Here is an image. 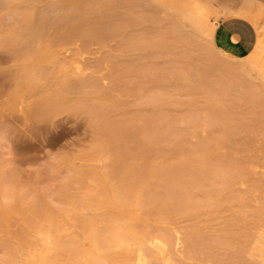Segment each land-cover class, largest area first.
I'll list each match as a JSON object with an SVG mask.
<instances>
[{
	"label": "rangeland",
	"instance_id": "374dc122",
	"mask_svg": "<svg viewBox=\"0 0 264 264\" xmlns=\"http://www.w3.org/2000/svg\"><path fill=\"white\" fill-rule=\"evenodd\" d=\"M138 1L0 0V264H37L38 257L50 258L51 264H64L69 259L63 254L65 250L68 254L69 248L76 250L72 251L76 261L70 260L74 264H264L249 256L253 241L264 232V138H260L264 134V101L257 91L264 89L263 76L250 66L240 69L235 55L229 56L228 61L214 53L199 36L197 25L187 17L193 13L197 20L205 21L198 11L209 13L210 3L237 6L245 0ZM253 1L255 10L264 9V0ZM54 2L56 9L51 5ZM58 2L62 7L67 3L69 9L62 10ZM136 3H140L139 7ZM138 15L142 16L137 18ZM213 16L216 26L239 20L222 21ZM42 17L45 22H41ZM252 27L254 47L257 32ZM147 31L152 34L148 36ZM94 32L99 35L94 36ZM186 36L189 40H185ZM234 49L237 55L248 53L237 41ZM216 59L220 60L219 65H225L218 66ZM261 65L264 69V62ZM224 75L229 78L224 79ZM213 81L217 82L215 86ZM209 82L213 83L212 88ZM167 85H171L169 89ZM256 105L262 109L256 110ZM243 127L247 129L245 133ZM148 136L159 146L148 147ZM248 137L250 140H246ZM146 143L147 148L142 147ZM243 146L249 147L247 151ZM144 149L147 152L143 153ZM159 153H163L162 157ZM164 155L179 166L174 160L169 166L172 160L169 162L167 157L161 161ZM206 155L209 159H205ZM199 158L202 160L197 161ZM185 160L186 165H182ZM151 161L168 166L160 165L161 172ZM149 165L151 168H146ZM164 168L171 169L172 176L177 177L170 174L169 178V170L165 173ZM193 170H200L203 176L197 179ZM243 170L249 172V178L244 175L247 180L241 175ZM190 176L193 181L188 183ZM162 179L163 183H171L162 185ZM173 179L176 183H172ZM109 183L121 187L120 191ZM115 192L119 198L113 195ZM119 200L127 208L120 206ZM88 204L95 206L88 208ZM113 220L119 223L116 225ZM113 228L126 240H121L126 243L124 247L120 239L118 243L111 237L115 234L110 235ZM41 231L42 238L41 233H36ZM245 236L248 243L243 241ZM85 240L99 246L84 247ZM141 240L146 243L139 246L143 244ZM242 243L248 244L249 250ZM26 246L29 249L24 258ZM54 246L65 250L59 254Z\"/></svg>",
	"mask_w": 264,
	"mask_h": 264
},
{
	"label": "bare ground",
	"instance_id": "6f19581e",
	"mask_svg": "<svg viewBox=\"0 0 264 264\" xmlns=\"http://www.w3.org/2000/svg\"><path fill=\"white\" fill-rule=\"evenodd\" d=\"M63 1H64V0H63ZM96 1H97V0H96ZM137 1H138V0H137ZM140 1H141V0H140ZM142 1H143V0H142ZM142 1H141V2H142ZM145 1H146V0H144V2H145ZM148 1H149V0H148ZM150 1H151V0H150ZM209 1H211V0H209ZM61 2H62V1H61ZM65 2H66V1H65ZM100 2H101V1H99V4H100ZM124 2H125V1H124ZM138 2H139V1H138ZM141 2H140V3H141ZM180 2H181V1H180ZM180 2H179V3H180ZM228 2H229V1H228ZM55 3H57V2H54V3L51 4V5H54ZM58 3H59V5H60V4H62L63 2H62V3L58 2ZM77 3H78V2H77ZM125 3H126V2H125ZM140 3H136V5H137V4H140ZM149 3H151V2H149ZM153 3H154V2H153ZM159 3H160V1L157 2V5H159ZM179 3H178V4H179ZM209 3H210V2H209ZM55 5H56V4H55ZM55 5H54V9H56ZM122 5H123V3H122ZM129 5H130V4H128V6H129ZM143 5H145V4H142V3H141V6H143ZM149 5H150V4H149ZM149 5H148V6H149ZM60 6H61V5H60ZM64 6H65V5H64ZM64 6H63V7L61 6V7H62V10H63V8H67V9H69V7H67V3H66V7H64ZM114 6H115V5H114ZM162 6H163V5H162ZM168 6L171 7L170 5H168ZM174 6H175V5H174ZM210 6L212 7V11H210L209 13H208L207 11H202V10H201V11H198V12L201 13V15L206 19L205 21H199V20H197L196 16H195L193 13L187 15L188 19H189L194 25H197V29H198L199 32H200V33H199V36H202V37L205 39V42L207 41V43L209 44V47H210L211 49H213L214 53H216V52H217V54L219 53L220 55H222V56H221L222 58L224 57V59H225V57H226L227 59H225V60L230 59L229 56L235 55V58L240 62V63H239V65H240L239 68H240V69L248 68V67L250 66L249 69L257 70V71L260 73L259 75H260V76H261V75L263 76V80H264V69L262 68V65H261V63L264 62V9H263V8H258L257 10H255V7H254V1H253V0H245V1H243L242 3L238 4L237 6L234 5L233 3L231 4V3H223V2H222V3H218V4H216V5L210 3ZM79 7H80V6H79ZM124 7H125V6H124ZM137 7H139V5H137ZM144 7H146V5H145ZM166 7H167V6H166ZM166 7H165V8H166ZM169 7H168V8H169ZM84 8H85V7H83V9H84ZM147 8H148V7H146V9H147ZM155 8H157V7H155ZM172 8H174V7L172 6ZM9 9H10V8H9ZM50 9H51V8H50ZM75 9H80V8H75ZM75 9H74V10H75ZM83 9H82V10H83ZM86 9H87V8H86ZM176 9H178V7H177ZM89 10H90V9H89ZM150 10H151V9H150ZM154 10H155V9H154ZM156 10H158V9H156ZM51 11H53V10H51ZM64 11H65V10H64ZM76 11H77V10H76ZM80 11H81V10H80ZM80 11H79V12H80ZM85 11H87V10H85ZM91 11H93V10L91 9ZM10 12H11V11H10ZM67 12H69V11H67ZM94 12H95V11H94ZM141 12H143V11H141ZM149 12H151V11H149ZM7 13H9V12H7ZM59 13H60V12H59ZM65 13H66V11H65ZM145 13H147V12H145ZM68 14H71V13L69 12V13H67V15H68ZM85 14H86V12H85ZM140 14H142V13H140ZM175 14H177V12H176ZM9 15H10V14H8L7 16H9ZM11 15H12V13H11ZM213 15L218 16L219 18L222 19V21H223V20L225 21V20H229V19H235V18H238V19H243V20H246V21L250 22L251 25L254 26V28L256 29V32H257V41H256L255 46L252 48V50L249 51L245 56L237 55V54H236V51H235L236 49H234V48H235V45H236V41H235V39L227 34V31L225 30V28L222 27V25L216 26V25L214 24L215 19H214V20L212 19V18L214 17ZM24 16H25V15H24ZM48 16H49V15H48ZM139 16H142V15H138L137 18H138ZM44 17H47V16H44ZM50 17H51V16H50ZM50 17H47V18L50 19ZM58 17H59V14H58ZM63 17H64V16L62 15L61 18H63ZM67 17H69V15H68ZM84 17H85V16H84ZM218 17H217V18H218ZM22 18H23V17H22ZM47 18H46V19H47ZM51 18L53 19V17H51ZM56 18H57V17H56ZM69 18H70V17H69ZM74 18H75V17H74ZM137 18H136V19H137ZM215 18H216V17H215ZM46 19H45V20H46ZM48 19H47V20H48ZM59 19H60V18H59ZM174 19H177V18H176V15H175V18H174ZM24 20H26V19H24ZM60 20H62V19H60ZM86 20H87V19H86ZM132 20H133V19H132ZM141 20H142V19H139V21H141ZM145 20H146V19H145ZM177 20H178V19H177ZM42 21H44V20H43V17H42L41 22H42ZM57 21L59 22V20H57ZM62 21H63V20H62ZM65 21H66V20H65ZM88 21L90 22L91 20H88ZM92 21H93V19H92ZM94 21H95V20H94ZM98 21H99V20H98ZM128 21H130V20H128ZM128 21H127V22H128ZM134 21H135V20H134ZM134 21H133V22H134ZM26 22H27V21H26ZM31 22H32V21H31ZM44 22H45V21H44ZM44 22H43V23H44ZM47 22H48V21H47ZM47 22H46V23H47ZM101 22H102V20H101ZM105 22H106V21H105ZM135 22H136V21H135ZM177 22H178V21H177ZM24 23H25V21H24ZM87 23H88V22H87ZM99 23H100V22H99ZM136 23H137V22H136ZM178 23H179V22H178ZM178 23H177V25H178ZM29 24H30V23H29ZM85 24H86V23H85ZM92 24H93V23H92ZM133 24H134V23H133ZM23 25H24V24H23ZM26 25H28V24H26ZM44 25H46V24H44ZM44 25H43V26H44ZM47 25H48V23H47ZM50 25H51V24H50ZM99 25H100V24H99ZM101 25H102V24H101ZM173 26H174V25H173ZM173 26H172V27H173ZM179 26H180V25H179ZM179 26H178V27H179ZM88 27H89V26H88ZM89 28H90V27H89ZM97 28H98V27H97ZM173 28H174V27H173ZM173 28H172V29H173ZM180 28H181V26H180ZM38 29H39V28H38ZM82 29H84V28H82ZM85 29H87V28H85ZM85 29H84V30H85ZM90 29H91V28H90ZM170 29H171V28H170ZM175 29L179 30L178 28H175ZM39 30H40V29H39ZM80 30H81V29H80ZM87 30H88V29H87ZM91 30H92V29H91ZM152 30H154V29H152ZM168 30H169V29H168ZM89 31H90V30H89ZM94 31H95V30H94ZM109 31H111V30H109ZM154 31H155V30H154ZM172 31H173V30H172ZM172 31H171V32H172ZM189 31H191V30H189ZM83 32H84V31H83ZM87 32H88V31H87ZM152 32H153V31H152ZM75 33H76V32H75ZM75 33H74V35H77V34H75ZM79 33H80V32H79ZM79 33H78V34H79ZM110 33H111V32H110ZM114 33H115V32H114ZM141 33H142V32H141ZM144 33H145V32H144ZM149 33L152 34L150 31H149V32L147 31V35H148V36H150ZM96 34L99 35L98 33L94 32V36H95ZM112 34H113V33H112ZM173 34H174V33H173ZM187 34H188V33H187ZM91 35H93V34H91ZM97 35H96V36H97ZM144 35H145V34H144ZM144 35L142 34L141 36L144 37ZM158 35H160V33H158ZM177 35H178V34H177ZM182 35H184V34H182ZM189 35H190V34H189ZM80 36H81V35H80ZM80 36H79V38H81ZM94 36H93V37H94ZM100 36H101V35H100ZM100 36H99V37H100ZM104 36H105V35H104ZM111 36H112V35H111ZM148 36H147V37H148ZM187 36H188V35H187ZM187 36H186V37H187ZM90 37H91V36H90ZM142 37H141V38H142ZM182 37H184V36H182ZM85 38H86V37H85ZM87 38H88V36H87ZM96 38H97V37H95L94 39H96ZM155 38H157V37H155ZM179 38H180V37H179ZM82 39H83V38H82ZM132 39H133V38H132ZM151 39H152V38H151ZM153 39H154V38H153ZM159 39H162V37L159 38ZM180 39H181V38H180ZM190 39L192 40L191 37H190ZM204 39H203V40H204ZM99 40H100V39H99ZM99 40H98V41H99ZM143 40H144V39H143ZM157 40H158V39H157ZM185 40H189L188 37H187V39H185ZM191 40H190V41H191ZM193 40H194V39H193ZM201 40H202V39H201ZM175 41H176V40H175ZM181 41H183V39H181ZM190 41H189V43H190ZM142 42L144 43V41H142ZM162 42H163V41H162ZM183 42H185V41H183ZM132 43H134V42H132ZM145 43H148V42H145ZM145 43H144V44H145ZM174 43H175V42H174ZM176 43H179L178 40H177ZM176 43H175V44H176ZM202 43H203V42H202ZM160 44H161V43H160ZM163 44H164V43H163ZM204 44H206V43H204ZM204 44H203V45H204ZM147 45H148V44H146V46H147ZM158 45H159V44H158ZM161 45H162V44H161ZM165 45H166V43H165ZM171 45H172V44H171ZM176 45H178V44H176ZM176 45H175V46H176ZM180 45H181V43H180ZM180 45L177 46L179 49H180V47H181ZM183 45H184V44H183ZM194 45H195V44H194ZM194 45L192 44V46H194ZM156 46H157V45H156ZM162 46H164V45H162ZM143 47H144V46H143ZM164 47H165V46H164ZM172 47H173V46H172ZM145 48H146V47H145ZM175 48H176V47H175ZM206 48H208V47H206ZM204 49H205V48H204ZM179 51H180V50H179ZM181 51H182V50H181ZM215 51H216V52H215ZM176 52H177V51H176ZM206 52H207V51H206ZM209 52H210V51H209ZM211 52H212V51H211ZM180 54H181V53H180ZM182 54H183V53H182ZM208 54H209V53H208ZM211 54H213V53H211ZM211 54H210V55H211ZM207 56H208V55H207ZM216 56H217V55H216ZM208 57H209V56H208ZM211 57H213V55H212ZM218 58H219V57H218ZM222 58H221V59H222ZM212 60H213V59H212ZM216 60H217L216 62H218V64H217L218 66L221 65V67H222V65H225L223 61H222L223 63L221 62L222 64L219 65V63H220L219 61H220V60H219V59H216ZM218 60H219V61H218ZM225 60H224V61H225ZM228 61H230V60H228ZM214 63H215V62H214ZM229 63H230V62H229ZM226 65H227V64H226ZM228 65H230V64H228ZM228 65H227V66H228ZM227 66H226V67H227ZM230 67H231V66H229V68H230ZM235 69H237V66H236ZM38 71H39V70H38ZM38 71H37V72H38ZM237 71H238V70H237ZM34 72H35V70H34ZM39 72H40V71H39ZM172 72H173V71H172ZM245 72H246V71H245ZM247 72H248V71H247ZM173 73H174V72H173ZM249 73H250V72H249ZM253 73H254V72H253ZM256 73H257V72H256ZM36 74H37V73H36ZM31 75H32V74H31ZM171 75H172V74H171ZM248 75H250V74H248ZM253 75H254V74H253ZM174 76H175V74H174ZM174 76H173V78H174V80H175L176 78H175ZM224 76H225V75H224ZM242 76L244 77V75H242ZM34 77H35V76H34ZM36 77H37V75H36ZM40 77H41V76H40ZM168 77H169V76H168ZM227 77H228V76H227ZM227 77L225 76L224 79H226ZM250 77H251V78H254V76H249V79H250ZM171 78H172V77H171ZM228 78H229V77H228ZM228 78H227V79H228ZM244 78H245V77H244ZM165 79H166V78H165ZM227 79H226V80H227ZM246 79H247V77H246ZM61 80H62V79H61ZM163 80H164V79H163ZM166 80H169V81H170L169 78L166 79ZM199 80H200V79H199ZM199 80H197V81H199ZM201 80H202L203 83H204L205 80H203L202 78H201ZM230 80H231V79H230ZM59 81H60V80H59ZM169 81H167L166 83H168ZM189 81H190V80H189ZM56 82H57V80H56ZM61 82H62V81H61ZM171 82H172V80H171L169 83H171ZM173 82H174V81H173ZM207 82H208V81H207ZM215 82H216V81H215ZM215 82L213 81L214 86H215V84L217 83V82H216V83H215ZM218 82H220V81L218 80ZM229 82H230V81H229ZM59 83H60V82H58L57 85H59ZM203 83H201V84H203ZM213 83L209 82L208 85L211 86V87H209V88H212ZM65 84H67V86H68L69 83L67 82V83H65ZM71 84H72V83H71ZM171 84H172V83H171ZM196 85H197V84H196ZM205 85H206V84H205ZM64 86H65V85H64ZM64 86H62V87H64ZM67 86H66V87H67ZM69 86H70V85H69ZM144 86H145V85H144ZM168 86H171V85H167V89L170 88V87L168 88ZM197 86H198V85H197ZM199 86H200V85H199ZM199 86H198V87H199ZM202 86H203V85H202ZM220 86H221V85H220ZM220 86H219V88H222V87H223V86H222V87H220ZM131 87H132V86H131ZM159 87H161V86L159 85L158 88H159ZM162 87H165V85L162 86ZM198 87H197V88H198ZM203 87H204V89H205V86H203ZM203 87H201L202 90H204ZM133 88H134V87H133ZM141 88L145 89V87H141ZM146 88H147V87H146ZM195 88H196V87H195ZM197 88H196L195 91H198ZM263 88H264V87H263ZM130 89H131V88H130ZM192 89H193V88H192ZM199 89H200V88H199ZM214 89H215V88H214ZM216 89H217V88H216ZM251 89H252V88H251ZM132 90H135V89H132ZM202 90H199V91H202ZM227 90H228V89H227ZM227 90H226V91H227ZM126 91H127V90H126ZM128 91H129V90H128ZM140 91H141V90H140ZM148 91H149V90H148ZM148 91H147V92H148ZM151 91H152V90H151ZM213 91H214V90H213ZM223 91H224V90H223ZM223 91H222V93H223ZM254 91H255V90H254ZM254 91H253V92H254ZM257 91H259V93H261V94L263 93V95H264V89H262V88H258ZM257 91H256V92H257ZM256 92H255V93H256ZM139 93H140V92H139ZM203 93H204V92H203ZM203 93H202V94H203ZM216 93H217V92H216ZM218 93H221V91L218 92ZM222 93H221V94H222ZM225 93H226V92H225ZM257 93H258V92H257ZM259 93H258V94H259ZM140 94H143V92H141ZM147 94H150V93H147ZM160 94H161V92H160ZM261 94H259L258 97L260 96L261 100L264 101V99H262V98H264V97H261ZM150 95H152V93H151ZM155 95H156V94H155ZM263 95H262V96H263ZM144 96H145V94H144ZM144 96H141V97H143V100H144ZM160 96H161V95H160ZM222 96H225V94H224V95H221V98H222ZM141 97H140V98H141ZM150 97H151V96H150ZM156 99H157V98H156ZM216 99L219 100L220 98H216ZM216 99H215V100H216ZM256 99H257L258 102L260 101V103H262L261 100H258L259 98H256ZM143 100L140 99L139 103H141V101H143ZM147 100H151V99L148 98ZM152 100H153V99H152ZM152 100H151V101H152ZM154 100H155V99H154ZM154 100H153V102H154ZM211 100H212V99H211ZM222 100H223V98H222ZM222 100H221V101H222ZM144 102H145V101H144ZM146 102H147V101H146ZM209 102H210V101H209ZM258 102H257V103H258ZM148 103H149V101H148ZM150 103L152 104V102H150ZM150 103H149V104H150ZM262 104L264 105V103H262ZM262 104H260L259 106L262 107ZM256 106L258 107V105H256ZM261 107H258V109H256V110H259V111H260V109H262ZM263 107H264V106H263ZM253 108H254V107H253ZM255 108H256V107H255ZM259 108H260V109H259ZM254 110H255V109H254ZM263 110H264V109H263ZM263 110H262V111H263ZM262 111H261V113H263V116H264V112H262ZM145 115H146V112H145ZM253 115H255V114H253ZM261 115H262V114H261ZM143 116H144V113H143ZM207 116H208V115H207ZM263 116H261V117L264 118ZM261 117H257V118L260 119ZM248 118H249V117H248ZM255 118H256V117H254V120H255ZM145 119H146V118H145ZM247 120H248V119H247ZM249 120H250V118H249ZM256 120H257V119H256ZM146 121H147V120H146ZM258 121H259V120H258ZM263 121H264V120H263ZM263 121H262V122H263ZM248 122H249V121H248ZM255 122H256V121H255ZM242 123H244V122H242ZM247 125H248V124H247ZM255 125H256V123H255ZM260 125H261V124H260ZM263 125H264V123H263ZM257 126H258V125H257ZM244 127H246V126H244ZM244 127L242 128L243 131H244V130H247V129L244 128ZM247 128H248V127H247ZM257 128H258V127H257ZM262 128H263V127H262ZM255 129H256V128H255ZM258 129L260 130V128H258ZM263 129H264V128H263ZM250 130H252V129H250ZM259 130H257L258 133H259ZM109 131L111 132V130H109ZM109 131H108V132H109ZM149 131H150V130H149ZM149 131H148L149 136H152L151 132H149ZM248 131H249V130H248ZM248 131H246V133H247ZM253 131H254V130H253ZM255 131H256V130H255ZM261 131H263V130L261 129ZM251 132H252V131H251ZM144 133H145V132H144ZM146 133H147V132H146ZM241 133H243V132H241ZM244 133H245V131H244ZM253 133H254V132H252V133H250V134H253ZM261 133H263V132H261ZM261 133H259V134H261ZM145 135H146V134H145ZM154 135H155V134H153V136H154ZM246 135H247V134H246ZM263 135H264V134H263ZM263 135H262L261 137H260L259 135H258V137H257V135H256V137H255L254 135H252V136H254V137L257 139V138H259V137H260V138H264ZM113 136H114V135H113ZM149 136H148V137H149ZM247 136H248V135H247ZM247 136H245V137H247ZM146 137H147V135H146ZM154 137H156V135H155ZM249 137H251V136L249 135ZM249 137H248V138H249ZM149 138H150V137H149ZM149 138H148V139H149ZM150 139H151V142H148L149 145H148L147 143H146V144H143V145L141 144L142 147H144V145H148V147H150V146H151V147L159 146V145H157V143H156V145H155V144H154L155 142L152 143V138H150ZM242 139H244V138H242ZM154 140H155V138H154ZM154 140H153V141H154ZM160 140H161V139H160ZM246 140H250V138H249V139L246 138ZM148 141H149V140H148ZM242 141L244 142V140H242ZM245 142H247V141H245ZM248 142H250V141H248ZM244 144H245V143H243V145H244ZM245 145H246V144H245ZM247 145H248V144H247ZM247 145H246V146H247ZM246 146H245V147H246ZM245 147L243 146V148H245ZM144 148H147V147L145 146ZM154 148H155V147H154ZM160 148H163V147H160ZM160 148H159V149H160ZM248 148H249V147H248ZM248 148H245V150L247 151ZM139 150H140V149H139ZM142 150H143V149H142ZM142 150H141V151H142ZM145 150H146V151H145ZM152 150H153V148H152ZM150 151H151V150H150ZM144 152H147V149H144L143 153H144ZM153 152H154V151H152V153H153ZM155 152H156V150H155ZM155 152H154V153H155ZM159 152H160V151H159ZM161 152H163V151H161ZM244 152H245V151H244ZM163 153L166 154V151L163 152ZM163 153H159V155L162 157V154H163ZM168 153L170 154V152H167V156H168ZM145 154H146V153H145ZM246 154H247V153H246ZM134 155H135V154H134ZM142 155H144V154H142ZM159 155H157V156H159ZM139 156H140V155H139ZM164 156H165V157H163V160H161V161H164V158L167 157L166 155H164ZM242 156H243V155H242ZM136 157H137V156H136ZM204 157H206L205 159H209L207 155L204 156ZM243 157H245V156H243ZM247 157H248V156H247ZM137 158H138V157H137ZM144 158H145V156H144L143 159H141V160H144ZM169 158H170V157H167L166 159H168V161L170 162L172 159L170 160ZM134 159H135V158H134ZM147 159H148V158H147ZM147 159H146V160H147ZM157 159H158V158H157ZM166 159H165V160H166ZM203 159H204V158H203ZM247 159H248V158H247ZM141 160H138V161H141ZM159 160H160V158H159L157 161L159 162ZM173 160H174V159H173ZM173 160H172V162H170L169 166H171V164H172L174 161L176 162V160H174V161H173ZM179 160H180V159H179ZM200 160H202V158H199L197 161H200ZM248 160H249V159H248ZM134 161H135V160H134ZM180 161H182V159H181ZM180 161H179V162H180ZM208 161H209V160H208ZM242 161L245 162L244 160H242ZM132 162H133V161H132ZM151 162H154L152 165H156V164H155V161H151ZM151 162H149V163H147V164H150ZM158 162H157V163H158ZM183 162H184V163H182V165L185 164V162L187 163L186 160L183 161ZM243 162H242V163H243ZM246 162H247V160H246ZM263 162H264V161H263ZM138 163H139V162H138ZM162 163H163V162H162ZM165 163L167 164V161H166ZM198 163H199V162H198ZM202 163H203V162H202ZM206 163H207V162H206ZM247 163H248V162H247ZM141 164H142V163H141ZM141 164H139V165H141ZM177 164H178V163L176 162L175 165H177ZM248 164H249V163H248ZM263 164H264V163H263ZM160 165H161V162H160ZM160 165L157 164L156 166H158V168H159ZM180 165H181V164H180ZM185 165H186V164H185ZM243 165H244V164H243ZM126 166H127V165H126ZM142 166H143V165H142ZM142 166H141V167H142ZM161 166H162V168H163L165 165H161ZM167 166H168V165H166L165 167L167 168ZM172 166H173V165H172ZM178 166H179V164H178ZM178 166H177V168H178ZM128 167H129V166H128ZM139 167H140V166H139ZM144 167H145V166H144ZM148 167H150V165L147 166L146 168H148ZM152 167H153V166H152ZM154 167H155V166H154ZM173 167H175V166H173ZM181 167H182V166H181ZM256 167H257V166H256ZM131 168H132V167H131ZM150 168H151V167H150ZM158 168H155V169H158ZM175 168H176V167H175ZM177 168H176V169H177ZM182 168H183V167H182ZM184 168H185V166H184ZM258 168H259V167H258ZM129 169H130V168H129ZM143 169H145V168H143ZM153 169H154V168H153ZM159 169H161V167H160ZM164 169H165V168H164ZM171 169H172V171H173L174 168L171 167ZM171 169L169 170V168H168L167 170H166V169L164 170L165 173L168 172V170H169V174H168V175H169V178H170V174H171V177H173V176H172L173 174L170 172ZM132 170H133V169H132ZM195 170L197 171V169H195ZM195 170H193V171L195 172L194 174H196V173L198 174V178H197V179L201 178V177L203 176V175L201 174V171L199 170V172H200V175H199V172H196ZM126 171H127V170H126ZM134 171H135V170H134ZM145 171H146V170H144V172H145ZM160 171L163 172L162 169H161ZM243 171L245 172V170H243ZM94 172H96V171H94ZM132 172H133V171H132ZM151 172H152V171H151V169H150V173H151ZM173 172H175V171H173ZM176 172H177V171H176ZM244 172H243V173L241 172V173H242L241 175H242L243 177H244V175H246V176L248 177L247 174H248L249 172H248V173L245 172L246 174H245ZM136 173H137V172H136ZM165 173H164V174H165ZM202 173H203V172H202ZM144 174H145V173H144ZM159 174H161V173L159 172ZM162 174H163V173H162ZM162 174H161V175H162ZM148 175H149V174H148ZM168 175H167V176H168ZM191 175H193V172H192ZM204 175H205V174H204ZM94 176H95V175H94ZM143 176H145V175H143ZM153 176H154V175H153ZM155 176H156V175H155ZM159 176H160V175H159ZM167 176H166L165 179L168 178ZM188 176H189V175H188ZM195 176H197V175H195ZM242 176H240V177H242ZM146 177H147V179L149 180L150 177H149V178H148V176H146ZM146 177H145V178H146ZM174 177L176 178L177 176L175 175ZM174 177H173V178H174ZM191 177H192V176H190V178L188 177V179H187L186 182L189 183V182H191V180L193 181V178L191 179ZM193 177H194V176H193ZM243 177H242V178H243ZM247 177H244L243 179L247 180L250 176H249L248 178H247ZM106 178H107V177H106ZM108 178H110V177H108ZM125 178H126V177H125ZM125 178H124V180H125ZM161 178H162V177H161ZM97 179H98V178H97ZM111 179L114 181V179H113L112 177H111ZM189 179H190V180H189ZM197 179L194 177V180H197ZM240 179H241V178H240ZM240 179H239V180H240ZM126 180H127V179H126ZM148 180H147V181H148ZM162 180H163V179H162ZM167 180H168V179H167ZM167 180H166V181H167ZM174 180H176V179H173L172 183L175 182ZM241 180H242V179H241ZM241 180H240V181H241ZM96 181H97V180H96ZM98 181H99V179H98ZM109 181H110V179H109ZM122 181H123V179H122ZM169 181H170V180H169ZM169 181H167V182H169ZM110 182H112V181H110ZM163 182H164V180L162 181V183H163ZM167 182H165L166 184L163 183L162 185H165V186L168 185ZM241 182H242V181H241ZM241 182H240V184H241ZM98 183H99V182H98ZM101 183H102V182H100V184H101ZM125 183L127 184L128 182L126 181ZM125 183H123V184H125ZM129 183H130V182H129ZM129 183H128V185H129ZM170 183H171V181L169 182V184H170ZM175 183H176V182H175ZM245 183H246V182H245ZM107 184H108V183H107ZM109 184L113 186L114 183H109ZM126 184H125V185H126ZM247 184H248V183H247ZM247 184H246V185H247ZM96 185H97V184H96ZM130 185H131V184H130ZM241 185H242V184H241ZM108 186H109V185H108ZM114 186H115V185H114ZM114 186H113L114 190L117 189L118 192H119V191H120L119 188H121V187L116 188V186H115V187H114ZM242 186H243V185H242ZM101 187H103V186H101ZM110 187H111V186H110ZM113 188H111V189H113ZM124 188H125V187H124ZM131 188H132V187H131ZM131 188H130V189H131ZM242 188H244V187H242ZM84 189H86V188H84ZM99 189H100V188H99ZM103 189L105 190V188H103ZM247 189H249V188H247V186H246V190H247ZM100 190H101V189H100ZM117 190H116V192H117ZM244 190H245V189H244ZM106 191H107V190H106ZM122 191H123V189H122ZM131 191H132V189H131ZM247 191H248V190H247ZM88 192H89V190H88ZM116 192H115L113 195L116 196V195H117ZM118 192H117V193H118ZM125 192H126V191L124 190V193H125ZM92 193H93V192H92ZM122 193H123V192H122ZM122 193H121V194H122ZM131 193H132V192H131ZM103 194H104V193L102 192L101 195L103 196ZM105 194L107 195V193H105ZM118 194L120 195V193H118ZM128 194H129V193H128ZM247 194H248V193H247ZM123 195H124V194H123ZM133 195H134V194H131V196H133ZM135 195H137L136 192H135ZM129 196H130V195H129ZM116 197L119 198L118 196H116ZM245 197H246V196H245ZM101 198H102V197H101ZM120 198H122V197L120 196ZM125 198H126V196H125ZM131 198H132V197H131ZM113 199L116 200V198H114V197H113ZM135 199H136V198H135ZM245 199H246V198H245ZM245 199H244V200H245ZM125 200H126V199H125ZM125 200H124V201H125ZM246 200H247V199H246ZM119 201H120V206L125 204V203H124V204H123V203L121 204V201H122V200H119ZM127 201H128V200H127ZM127 201H126V202H127ZM134 201H135V200H134ZM137 201H138V200H137ZM88 202H90V201L88 200ZM93 202H94V201L92 200L91 203H93ZM104 202H105V201H104ZM117 203H118V201H117ZM142 203H143V202H142ZM94 204H96V203L94 202ZM94 204H93V205L90 204V205H92V206L94 207V206H95ZM106 204H107V203H106ZM129 204H130V203H129ZM136 204H137V203H136ZM136 204H135V205H136ZM242 204H243V203H242ZM111 205H113L112 202H111ZM132 205H133V204H132ZM139 205H141V204H139ZM144 205H145V204H144ZM73 206H74V205H73ZM92 206L90 207L89 204H88V208H89V207H90V208H93ZM115 206H116V205H115ZM124 206H126V205H124ZM245 206H248V205H245ZM77 207H78V206H77ZM100 207H101V204H100ZM128 207H129V206H128ZM136 207H137V206H136ZM136 207H135V208H136ZM138 207H139V206H138ZM138 207H137V208H138ZM243 207H244V205H243ZM84 208H85V207H84ZM88 208H86V209H88ZM101 208H102V207H101ZM126 208H127V206H126ZM130 208H131V207H129L128 210H130ZM141 208H142V207H141ZM139 209H140V207H139ZM245 209H248V208H245ZM245 209H244V210H245ZM93 210H94V209H93ZM93 210H92V211H93ZM99 210H100V209H99ZM242 210H243V209H242ZM72 211H73V210H72ZM115 211H116V210H115ZM131 211H132V210H131ZM135 211H136V209H135ZM73 212L76 213L77 210H76V211H73ZM78 212H79V211H78ZM108 212H109V211H108ZM117 212H118V211H117ZM120 212H121V210H119V213H120ZM125 212H128V211L126 210ZM132 212H133V211H132ZM91 213H92V212H91ZM123 213H124V212H123ZM123 213H122V214H123ZM129 213H130V212H129ZM68 214H69V213H68ZM77 214H78V213H77ZM80 214H81V212H80ZM124 214H126V213H124ZM136 214L139 216L138 212H136ZM66 215H67V214H66ZM83 215H85V214H83ZM101 215H102V214H101ZM111 215H112V214H111ZM126 215H127V214H126ZM134 215H135V213L133 214V217H134ZM63 216H64V215H63ZM86 216H87V215H86ZM114 216H115V215H114ZM118 216H119V215H118ZM118 216H117V217H118ZM65 217H66V216H64V218H65ZM69 217H70V214H69ZM75 217H76V215H75ZM77 217H78V216H77ZM79 217H80V216H79ZM79 217H78V218H79ZM84 217H85V216H84ZM100 217H101V216H100ZM106 217H107V216H106ZM131 217H132V216H131ZM159 217H160V216H159ZM159 217H158V219H160ZM245 217H247V216L244 214V218H245ZM102 218L104 219V217H102ZM119 218H120V217H119ZM66 219H67V218H66ZM74 219H75V218H74ZM96 219H97V218H96ZM137 219H138V218H137ZM81 220H82V219H81ZM83 220H85V219H83ZM83 220H82V221H83ZM119 220H120L122 223H123V221H125L124 219H123V220L119 219ZM126 220H128V217L126 218ZM130 220H131V218H130ZM135 220H136V219H135ZM243 220H245V219H243ZM60 221H61V220H60ZM60 221H59V222H60ZM64 221H65V219H64ZM82 221H81V222H82ZM85 221L88 222L87 220H85ZM113 221H114V220H113ZM128 221H129V220H128ZM128 221H127V222H128ZM259 221H261V220H259ZM94 222H96V220H94ZM102 222H103V224H105V225L107 224V223H105L106 221H102ZM102 222H101V223H102ZM115 222H117V221H114L113 223H115ZM125 222H126V221H125ZM127 222H126V223H127ZM244 222L246 223V220H245ZM255 222H256V221H255ZM57 223H58V222H57ZM60 223H62V222H60ZM67 223H68V222H67ZM98 223H99V222H98ZM98 223H95V224L98 225ZM101 223H100V224H101ZM117 223H119V221H118ZM126 223H124V224L126 225ZM257 223L259 224L260 222L257 221ZM44 224H45V223H44ZM53 224H54V223L51 224V227H52V228H53V226H52ZM84 224H85V223H84ZM103 224H102V225H103ZM110 224H111V223H110ZM115 224H116V223H115ZM124 224H120V225L122 226V225H124ZM243 224H244V223H243ZM260 224H261V223H260ZM57 225H58V224H56V226H57ZM105 225H103V226H105ZM116 225H117V224H116ZM247 225H248V224H247ZM247 225H246V226H247ZM40 226H41V225H40ZM56 226L54 225V227H56ZM62 226H63V225H62ZM87 226H88V225H87ZM95 226H96V225H95ZM98 226H99V225H98ZM121 226H120V227H121ZM259 226H260V225H259ZM259 226L257 225V226H255V227L258 228ZM85 227H86V225H85ZM100 227H101V226H100ZM105 227H106V226H105ZM115 227H116V226H115ZM244 227H245V225H244ZM247 227H248V226H247ZM247 227H246V228H247ZM95 228H96V227H95ZM246 228H245L244 230L247 232V231L249 230V228H248V230H246ZM56 229H58V228H56ZM99 229H100V228H99ZM99 229H98V230H99ZM105 229H108V228H105ZM116 229H117V228H116ZM119 229H120V228H119ZM119 229H118V230H119ZM261 229H262V228H260V230H261ZM35 230H36V229H35ZM43 230H44V229H43ZM58 230H59V229H58ZM58 230H57V232H58ZM113 230H114V228H113ZM260 230H259V231H260ZM60 231H62V230H60ZM108 231H109V229H108ZM110 231H111V230H110ZM249 231H250V230H249ZM254 231H255V230H254ZM256 231H257V230H256ZM263 231H264V230H263ZM83 232H84V231H82V233H83ZM119 232H120V231H117V232H116V230H114L112 233H110V235L113 234V233L116 234V236L113 237V235H115V234H113V235H111V237H112V238H115V239H116L115 241L118 242V243H119L121 240H124L123 237H122L123 239L120 238L121 236H119ZM34 233H35V232H34ZM36 233H38V234L41 233V237H40V238L43 237V235H42L43 232H42V231H41V232H36ZM248 233H249V232H248ZM256 233H258V232H256ZM256 233H255V234H256ZM32 234H33V233H32ZM38 234H36V235L38 236ZM43 234H44V233H43ZM45 234H46V233H45ZM50 234H51V233H50ZM83 234H84V233H83ZM83 234H82V235H83ZM242 234H243V233H242ZM34 235H35V234H34ZM39 235H40V234H39ZM87 235H88V233H87ZM102 235H103V234H102ZM117 235H118L119 238H116ZM37 236H36V237H37ZM45 236H46V235H45ZM45 236H44L43 239H46V240H47V238H45ZM48 236H49V235H48ZM78 236H79V235H78ZM84 236H85V234H84ZM258 236H259V237H258V238L256 237V240H254L255 242L253 241V243H252L253 246H251V247H252L251 250H249V248H248V247H249L248 244H246V243H242L241 245H243V246H247L246 248L249 250V253H250L249 256H251V258H253V259H255V260L259 261V262L264 263V232L261 233V234H259ZM30 237H31V236H30ZM38 237H39V236H38ZM52 237H53V235H52ZM89 237H90V236H89ZM89 237H88V238H89ZM102 237H103V236H102ZM248 237H249V235H248ZM49 238H51V236H49ZM57 238H58V237H57ZM78 238H80V240H81L82 237L79 236ZM97 238H99V236L96 237V239H97ZM142 238H143V237H142ZM32 239H33V238H32ZM34 239H35V238H34ZM34 239H33V240H34ZM43 239H41V240H43ZM101 239H102V238H101ZM104 239H105V238H104ZM119 239H120V241H118ZM254 239H255V238H254ZM21 240H22V239H21ZM38 240H39V239H38ZM48 240H49V239H48ZM60 240H61V239H60ZM83 240H84V239H83ZM88 240H89V239H88ZM138 240H139V239H138ZM246 240H247V241H246ZM23 241H24V240H23ZM34 241H35V240H34ZM52 241H53V240H52ZM54 241H55V239H54ZM81 241H82V240H81ZM85 241H86V240H85ZM98 241H99V239H98ZM104 241H106V239H105ZM107 241H108V240H107ZM124 241L126 242V240H124ZM124 241H123V242L121 241V242H122V243H120L121 247H124V246L126 245V243H125ZM141 241H142V240H141ZM243 241L248 243V239H246V236L243 238ZM18 242H19V241H18ZM21 242H22V241H21ZM83 242H84V241H83ZM102 242H103V241H102ZM133 242L136 243L137 241L135 242V241L133 240ZM142 242H143V244L141 243L139 246L144 245V243H146L145 241H142ZM22 243H24V242H22ZM33 243H34V242H33ZM35 243H36V242H35ZM43 243H44V242H43ZM47 243H48V242H47ZM49 243H50V242H49ZM54 243L56 244V242H54ZM66 243H67V242H66ZM77 243H78V241H77ZM103 243H105V242H103ZM108 243H110V241H108ZM118 243H117V245H118ZM123 243H124V244H123ZM139 243H140V242H139ZM139 243H138V244H139ZM44 244H46V243H44ZM84 244H85V245H84ZM252 244H251V245H252ZM50 245L52 246V244H50ZM50 245H49V246H50ZM60 245H61V244H60ZM120 245H119V247H120ZM20 246L22 247V245H20ZM20 246H19V247H20ZM46 246H47V245H46ZM83 246H84V247H85V246H88V247H90V248H93V247H94V248H97V246H99V245H97L96 243H94V241H93V243H92L91 241H90L89 243H87V241H86V242L83 243ZM104 246H105V245H104ZM42 247H44V246H42ZM54 247H56V250L59 252V254H61V252L65 250V249H64L63 247H61V246H60V248H59V246H58V247H57V246H54ZM68 247H70V246H68ZM117 247H118V246H117ZM145 247H146V245H145ZM23 248H24V246H23ZM25 248H26L25 250L23 249V250H24V255H25L26 250L28 251V249H29V248H27V246H26ZM66 248H67V247H66ZM79 248H80V247H79ZM82 248H83V247H82ZM100 248H102V249L104 250V248H103L101 245H100ZM50 249H51V248H49V250H50ZM69 249H71V248H69ZM69 249H68V252L70 253V251H71V254H72V255L70 256L69 253L67 254V252H66L67 250H65L63 256H64V258H65V255H66V256H67L66 258L69 259V260H65V261H68V262L70 263V260H72V261L75 260V261H76V259H75V255L73 256V254H75V253H73V252H75L76 250L73 251V250H74V249H73V250H70V251H69ZM86 249H88V248L86 247ZM94 250H96V249H94ZM98 250H99V247H98ZM144 250H146V249H144ZM244 250H245V249H244ZM248 250H247V252H246L247 254H249V253H248ZM50 251H52V249H51ZM72 251H73V252H72ZM80 251H81V250H80ZM86 251H87V250H86ZM89 251H90V250H89ZM22 252H23V251H22ZM22 252H21V253H22ZM53 252L58 253V252H56L55 250H54ZM104 252H105V250H104ZM123 252H124V251H123ZM62 253H63V252H62ZM65 253H66V254H65ZM108 253H109V252H108ZM108 253H106V254H108ZM124 253H125V252H124ZM126 253H127V251H126ZM128 253H129V252H128ZM128 253H127V254H128ZM144 253H145V252H144ZM28 254H29V252H28ZM40 254H41V253H40ZM42 254H43V253H42ZM77 254H78V252H77ZM88 254H90V253H88ZM96 254H97V250H96ZM96 254H94V255H96ZM100 254H101V253H100ZM100 254H99V255H100ZM106 254H105V255H106ZM110 254H111V253H110ZM140 254H141V253H140ZM247 254H245V255H247ZM32 255H33V254H30L29 257L32 256ZM34 255H35V254H34ZM108 255H109V254H108ZM114 255H115V254H114ZM129 255H130V254H129ZM20 256H21V255H20ZM22 256H23V255H22ZM22 256H21V257H22ZM40 256H42V255H40ZM61 256H62V255H61ZM72 256H73V257H72ZM127 256H128V255H127ZM140 256H142V254H141ZM23 257H24V256H23ZM34 257H35V256H34ZM43 257H44V256H43ZM57 257H60V256H57ZM82 257H84V256H83V253H82ZM124 257H125V256H124ZM243 257H244V256H243ZM24 258H27V255H25ZM30 258H31V257H30ZM32 258H33V257H32ZM40 258H41V257H40ZM40 258L38 257L37 260L35 259V261H36L37 264H51V263H48V262H49L48 260H50V258H49L48 260H47V258H45L47 261H46L44 258H42V259L40 260ZM53 258H54V257H53ZM61 258H62V257H61ZM66 258H65V259H66ZM122 258H123V257H121V259H122ZM246 258H248V257H246ZM55 259H57V258H55ZM110 259H111V258H110ZM115 259H116V258H115ZM155 259H156V258H155ZM157 259H158V258H157ZM248 259H249V258H248ZM19 260H20V259H19ZM19 260L17 259V262H18ZM21 260H22V259H21ZM21 260H20V261H21ZM39 260H40V261H39ZM59 260H60V259H59ZM62 260H63V259H62ZM118 260H119V259H118ZM123 260H124V259H123ZM130 260H131V257H130ZM242 260H243L244 262H246V261L248 262V260H247V259L245 260V258H244V259L242 258ZM33 261H34V260H33ZM72 261H71L70 264H74ZM75 261H74V262H75ZM79 261H80V260H79ZM113 261H114V260L112 259V262H113ZM249 261H250V259H249ZM15 262H16V261H15ZM15 262H14V263H15ZM50 262H51V261H50ZM56 262H57V261H56ZM62 262H63V261H61V263H62ZM68 262H67V263L65 262V263H66V264H69ZM251 262H252V263H251ZM22 263H24V262L22 261ZM61 263H60V264H61ZM65 263H64V264H65ZM75 263H76V262H75ZM87 263H88V262H87ZM87 263H86V264H87ZM118 263H119V262H118ZM250 263L253 264V263H256V262H255V261H250ZM250 263H249V264H250ZM18 264H21V263H18ZM25 264H27V263H25ZM32 264H33V263H32ZM78 264H79V262H78ZM113 264H116V261H115V263H113Z\"/></svg>",
	"mask_w": 264,
	"mask_h": 264
},
{
	"label": "crops",
	"instance_id": "0c3cea01",
	"mask_svg": "<svg viewBox=\"0 0 264 264\" xmlns=\"http://www.w3.org/2000/svg\"><path fill=\"white\" fill-rule=\"evenodd\" d=\"M222 25L236 39L243 51L252 50L255 42V31L249 22L243 19L229 20Z\"/></svg>",
	"mask_w": 264,
	"mask_h": 264
}]
</instances>
